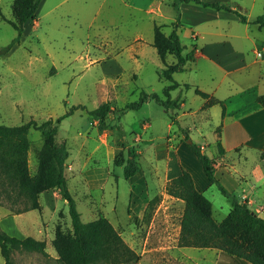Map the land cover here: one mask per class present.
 I'll list each match as a JSON object with an SVG mask.
<instances>
[{
	"label": "rangeland",
	"instance_id": "obj_1",
	"mask_svg": "<svg viewBox=\"0 0 264 264\" xmlns=\"http://www.w3.org/2000/svg\"><path fill=\"white\" fill-rule=\"evenodd\" d=\"M233 1H237V6L238 3H252V0ZM173 2L174 0H46L38 9L33 24H27L21 37L16 39L18 32L10 23V20L15 19L14 0H0L3 12V15H0V122L20 125L36 120L41 123L46 119L65 115L78 104L93 109L107 99L109 91L112 94L119 91L113 95L115 102L125 107L126 103L136 101L137 94H133L132 90L137 86L164 96V79H159L157 72L162 71L166 65L153 45L154 26L161 25L166 34L172 31V23L176 20L179 10ZM263 5L264 0L256 1L253 16L263 10ZM199 8L207 9L203 6ZM238 10L245 12L239 7ZM192 13L195 14L194 11ZM191 16L193 17V14ZM186 27L184 25L179 31L185 52L192 49L191 43L194 42V39L186 34ZM10 44L12 47L8 52L1 51ZM176 60L173 54L167 56L169 64ZM120 70L121 76H116ZM133 72L140 74L138 80L132 76ZM151 91L148 93H154ZM150 105L151 109H146L145 112L151 110L156 117L154 131H163L165 124L159 117L165 112V108L155 100L151 101ZM121 112L120 108L115 110L116 119L120 113V119L117 120H109V115L107 116L105 130L108 136L112 135L120 140L124 129L127 142L133 145L130 153L133 148L144 150L141 159L136 156L139 164L141 162L144 166L147 164L145 156L149 152L145 141L149 139L151 130L143 131L141 124L132 115L134 111L126 115ZM96 127H99L98 121L91 118L86 110L78 108L62 119L57 140L66 141L71 150L78 151L88 134L96 136ZM175 129H179L182 134V127L178 123L175 124ZM135 133L140 134L143 140L135 142ZM192 133H197L195 127L192 128ZM192 133L189 136L194 140ZM209 136L212 139V134H207L208 139ZM29 138V164L32 172H35L38 166L37 153L43 145V137L40 130L31 127ZM173 142L176 143V140L173 139ZM120 150L122 156L119 152V162L121 158L122 161L125 160L123 149ZM247 150L250 151L246 159L239 151L231 155L230 161L237 171L232 169V174L243 181L251 179V182L258 185L259 197H256L255 202L251 196L252 202L249 203V200L248 205L264 216V183L253 178L264 172V163L251 152V148ZM206 154L211 157V148H208ZM262 156L264 159V154ZM116 169L117 172H124V167L119 165ZM241 169L242 173H239L238 170ZM250 171L253 174H250ZM111 180L112 185L107 186L109 203H116L120 214L126 217L125 197L129 195L126 181L121 179L120 198L115 200L111 189L116 179L112 177ZM216 185H213L210 195L214 203L215 218L219 221L228 214L232 199L224 195ZM243 198L239 200L244 202ZM1 200L4 205L0 204V213H15L17 208L23 206L22 201L12 206L0 192ZM59 205L61 210L69 214L68 205L63 202ZM84 207L82 206V209ZM182 211L183 206L178 200L164 194L157 196L152 204L148 205L144 221L140 222L141 231L147 229L153 218L155 223L151 229L155 231L150 235L146 250L141 248L136 251L140 258L133 264H217L216 259L219 261L217 255L220 251L217 248L194 247L187 249V253L178 252L172 247L178 243L173 231L166 240L161 238L158 230H164L166 225L173 230L180 223ZM45 216H49L48 208H45ZM94 218L93 214L83 210V221H91ZM3 221L13 225L10 217ZM61 226L66 232L72 231V224L65 222ZM9 233L15 232L9 229ZM12 257L14 264H45V261L49 264H61L41 252L25 249L13 250ZM0 264H6L1 249Z\"/></svg>",
	"mask_w": 264,
	"mask_h": 264
},
{
	"label": "crops",
	"instance_id": "obj_2",
	"mask_svg": "<svg viewBox=\"0 0 264 264\" xmlns=\"http://www.w3.org/2000/svg\"><path fill=\"white\" fill-rule=\"evenodd\" d=\"M205 1L225 2L237 10L239 7L245 11L242 14L248 21L264 13L263 5V10L253 16L252 12L256 7L257 0H252L251 5L238 3L239 6H237V1L233 0ZM45 2L46 0H42L38 9ZM199 6L203 5L193 2H182L178 5L182 23L178 32L185 25L187 26L186 34L189 37L192 38L193 33H198V36L196 39L192 38V40L194 39V42L191 43V50L194 51L193 59L187 61L184 71L173 74V78L181 85L171 91V98L179 100V107L175 109L164 107L165 112L159 118L165 124V129L160 132L154 131L153 124L156 117L151 110L148 111L149 113L145 112L146 109H151L150 103L153 99H147L139 109H126L121 112L126 115L130 111H134L132 115L141 124L143 131L151 130L149 139L145 141L150 149L145 156L147 164L143 166V163L140 162L141 165L137 173L129 178L124 177V172H117L116 166L119 165L123 168L129 156L134 154L138 159H141L144 154V150L134 148L130 153L133 145L127 142L124 129L119 140L112 135L108 136L105 129L102 131L100 127H96V136L88 134L78 151L69 148L70 155L67 159L65 175L69 191L76 200L81 218L83 210L93 214L95 218L92 220L101 216L106 217L136 251L141 248L143 251L146 250L150 235L152 231H155L151 229L154 227L155 218L147 229L141 231L140 222L144 221L148 205L160 194L170 196L166 192L167 183L170 179L181 174L182 167L190 171L197 189L211 200L215 218V208L210 192L213 191V185L216 184L209 180L201 160L183 141L184 133L181 131V134L179 129L176 131V123L187 130L188 134L192 133L193 127L196 128L197 133H192L195 142L201 145L206 153L208 148H211V157L215 160V175L229 191L235 194L238 199L243 197V199H249V203L252 202L251 196L255 202L256 197H259L256 183L251 182V179L243 181L240 177H235L232 174V169L237 171L230 158L234 152L239 151L246 159L250 151L247 149L251 148V152L255 153L264 163L262 156L264 154V106L258 100V97L264 94V27L243 22L239 15L232 11L206 6L203 7L207 9L202 10ZM193 11L195 14L192 13ZM188 52V49L185 52L184 48V53ZM259 52L261 55H258ZM121 74L122 70L117 71L116 76H121ZM132 76L138 80L140 74L133 72ZM169 83V80L164 79L165 85ZM184 84H189L190 87L186 88ZM184 89H186L185 92ZM197 89L207 93L208 97L197 93ZM142 90L151 91L140 89L137 86L132 90L133 94H137L136 100L139 99ZM118 93L119 91H115L112 94L109 91L105 100L112 103L113 111L109 114V120L116 119L115 110L124 107L115 102L113 95ZM223 106L226 108L225 115H223ZM119 114H117V119H120ZM171 116L175 118V121L171 119ZM219 127L221 128L220 132L218 131ZM208 133L212 134V139L210 136L208 139ZM196 135L197 137H195ZM173 139L176 140V143L173 142ZM134 140L138 142L143 139L140 134L135 133ZM190 140H193L191 135ZM218 142H221L225 153H220ZM120 149H123L125 160L122 161L121 158L117 163L118 153L120 152L122 156ZM238 172L242 173V169ZM112 177L116 179V183L111 189L115 200L120 198L121 179L126 181L129 193L125 197L126 217L120 214L116 203L112 205L109 203L107 186L112 185ZM253 178H256L257 182L264 183V172ZM173 198L178 200L184 209V201ZM39 202L40 209H29L11 214L0 213V226L7 233H9V229L14 231V234L9 233L13 236L20 238L33 236L46 240L48 252L46 256L58 261V253L52 243L56 228L65 222L71 224L70 212L68 214L61 210L59 204L62 202L68 206L69 204L58 188L43 191L39 195ZM82 206L85 207L82 209ZM232 207L233 201L229 212ZM45 208L49 210L48 217L45 216ZM1 211L4 212V209L1 208ZM8 217L12 219L14 226L10 222L3 221ZM172 231L176 242H178L181 231L180 223L173 230L167 225L164 230H158L162 236L160 237L165 240L169 234H172ZM165 243L168 245L167 242ZM172 247L178 252L186 253L187 249L194 248L181 247L178 243ZM219 254L220 251L217 256ZM216 262L218 264L219 261L216 259ZM45 264L49 263L45 261Z\"/></svg>",
	"mask_w": 264,
	"mask_h": 264
},
{
	"label": "trees",
	"instance_id": "obj_3",
	"mask_svg": "<svg viewBox=\"0 0 264 264\" xmlns=\"http://www.w3.org/2000/svg\"><path fill=\"white\" fill-rule=\"evenodd\" d=\"M41 1L14 0L15 19L10 20V23L18 32L16 39L21 37L27 24H33L36 20ZM182 2H193L218 10L232 11L239 15L241 21L264 27V13L248 21L244 14L225 2L174 0L173 5L178 7ZM0 15H3L1 4ZM172 24L173 29L169 34L162 30L161 25L154 26L153 45L166 65L158 74L161 79L170 81L164 87V96L142 90L139 99L127 103L123 109L121 108L122 111L139 109L147 99H153L167 109L179 107V100L171 98V91L181 85L173 78V74L185 70V64L193 59L194 51L184 53L178 32L182 26L179 10ZM12 44L1 51L8 52ZM169 54L176 56V62L171 64L167 62ZM184 87L189 88L190 85L184 84ZM196 91L203 97H208L207 93L198 89ZM258 100L264 106V94L260 95ZM78 108L86 110L91 118L98 120L101 130L107 127L106 118L113 111L112 103L104 101L93 109H87L83 104L75 105L65 115L56 119L49 118L41 123L36 120L20 125L0 122V192L12 203V206L22 201L23 206L17 208L15 212H23L29 209H40L39 195L43 191L51 188L59 189L68 201L72 224L71 232L64 231L61 224L58 225L52 241L61 264H133L140 258L136 250L126 242L106 217L83 221L77 203L69 191L65 170L70 151L66 142L57 140V134L62 119ZM225 112L226 108L223 106V115ZM171 119L175 121L173 116ZM31 127L40 130L43 137V145L37 153L38 166L35 172H32L29 164ZM182 130L183 141L201 160L209 180L217 184L219 190L232 199L233 207L222 221H217L213 216L211 200L197 189L190 171L182 167L181 174L170 179L166 186V192L170 196L184 201L178 245L217 248L220 250L219 264H264V216L254 211L248 205L247 199L241 202L217 179L215 160L203 151L201 145L190 140L185 129L182 128ZM220 130L219 127L218 131ZM218 146L220 153H225L221 142H218ZM116 162L119 163V160L117 159ZM139 168L140 164L136 155L129 156L124 165V176L131 177ZM0 204L4 205L2 200ZM46 245V240L33 236L24 238L13 236L0 226V249L6 264H14L12 253L15 249L37 251L48 255Z\"/></svg>",
	"mask_w": 264,
	"mask_h": 264
},
{
	"label": "built area",
	"instance_id": "obj_4",
	"mask_svg": "<svg viewBox=\"0 0 264 264\" xmlns=\"http://www.w3.org/2000/svg\"><path fill=\"white\" fill-rule=\"evenodd\" d=\"M198 36V33H193L192 38L196 39ZM258 55H261V52L258 53ZM246 200V199H245ZM249 201V199H247Z\"/></svg>",
	"mask_w": 264,
	"mask_h": 264
}]
</instances>
